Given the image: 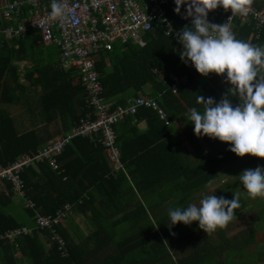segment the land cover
Returning a JSON list of instances; mask_svg holds the SVG:
<instances>
[{
    "label": "trees",
    "instance_id": "16d2710c",
    "mask_svg": "<svg viewBox=\"0 0 264 264\" xmlns=\"http://www.w3.org/2000/svg\"><path fill=\"white\" fill-rule=\"evenodd\" d=\"M251 2L264 8V0ZM175 7L173 0L168 16L180 26L185 9L178 15ZM234 34L238 40L264 47V34L256 38L252 25L239 24ZM144 39V46L116 44L113 51L97 57L105 96L124 104L130 95L146 94L150 88L151 96L167 110L171 126L148 108L124 123L147 120L146 133L122 132L121 122L115 128L122 162L117 171L103 145L89 139L73 140L58 156L57 170L48 163L40 164V171L34 167L24 170L26 197L36 204L35 210L27 209L34 224L35 211L54 215L66 203L87 221L90 229L86 236L76 232L74 237L64 225L58 228L65 250L50 230L38 229L36 224L31 233L14 241L2 237L8 231L29 227L8 213L17 195L12 183L0 178V264H264V237L256 240L257 235H264V197L250 198L239 180L243 171L264 167V158L239 157L228 150L229 144L209 137L204 144L192 137V155L174 127L177 120L191 123L187 116L192 108L203 110L198 96L219 101L230 85L215 73L203 76L185 64L179 56L182 46L166 35L161 21ZM46 49L42 33L33 30L7 40L0 51V167L24 153H37L46 144L37 130L22 134L17 120L5 109L17 104L27 80L43 86L46 104H52L53 109L69 107L76 127L91 111L84 87L80 83L73 86L78 72L61 70L52 61L54 53ZM259 74H264V67ZM175 77L183 80L177 93L172 89ZM231 99L234 104L239 102L237 97ZM225 166L232 176L216 191L204 192ZM214 194L229 200L234 194L239 197L241 207L225 227L206 233L197 222L171 225L170 209L187 207ZM158 200L168 203H152ZM248 214L254 217L247 229L229 237L227 226ZM184 253L185 257L177 259Z\"/></svg>",
    "mask_w": 264,
    "mask_h": 264
},
{
    "label": "built area",
    "instance_id": "2783aa9c",
    "mask_svg": "<svg viewBox=\"0 0 264 264\" xmlns=\"http://www.w3.org/2000/svg\"><path fill=\"white\" fill-rule=\"evenodd\" d=\"M172 1L64 0V16L52 19V0H0V51L7 40L27 36L33 30L41 31L45 44H55L60 49L61 70L78 72L79 81L88 94L87 104L91 110L71 133L56 138L37 153H24L0 167V178L12 183L14 192L25 200L27 209L35 210L36 204L26 197L22 176L24 170L27 167L38 168L43 163H48L57 170L58 156L73 140L89 139L103 145L108 161L114 171H117L122 168V162L115 128L121 122L129 116L137 115L141 109L149 108L171 126L167 110L157 100L149 97L131 98L127 106L113 109V104L105 97V85L97 67V57L102 52L113 51L116 43L129 45L134 42L144 46V36L153 30L158 21L165 25L166 35L181 46L175 33L190 26L191 21L184 18V10L183 24L176 26L172 22L168 16V6ZM231 16V10L225 11L221 7L210 11L208 19L214 24L228 22L233 33L239 24H248L252 25L256 38L264 34V8L251 2L247 15ZM188 66L197 72L190 63ZM182 82V79L175 78L173 92H178ZM71 209L72 206L66 203L54 215H42L35 211L36 227L50 230L52 238L59 242L62 250H65L66 243L58 228L65 224ZM31 232V228H22L8 231L2 237L6 236L13 241Z\"/></svg>",
    "mask_w": 264,
    "mask_h": 264
},
{
    "label": "clouds",
    "instance_id": "9594fccd",
    "mask_svg": "<svg viewBox=\"0 0 264 264\" xmlns=\"http://www.w3.org/2000/svg\"><path fill=\"white\" fill-rule=\"evenodd\" d=\"M174 2V11L179 15L185 9L184 18L191 21L190 26L175 33L182 46L180 59L203 76L215 73L230 85L219 101L198 96L197 102L203 103V110L192 108L187 116L194 133L229 144L228 150L239 157L264 158V74H259L264 67V47L238 40L228 22L214 24L208 19L210 11L221 7L231 10L232 16L247 15L251 0ZM65 12L64 0H52V19L63 17ZM232 97H237L239 102L234 104ZM239 180L250 198L264 197V167L243 171ZM240 207L237 195L229 200L214 194L204 196L199 206L176 207L168 215L171 225L197 222L199 229L211 233L225 227Z\"/></svg>",
    "mask_w": 264,
    "mask_h": 264
},
{
    "label": "crops",
    "instance_id": "0c3cea01",
    "mask_svg": "<svg viewBox=\"0 0 264 264\" xmlns=\"http://www.w3.org/2000/svg\"><path fill=\"white\" fill-rule=\"evenodd\" d=\"M39 32H41V31H39ZM144 42H145V39H144ZM173 42H174V40H173ZM116 44H120V43H116ZM130 44L141 45V44H137L134 42H131ZM45 45L47 48L46 50H48V51L49 50L51 51L52 45L56 46L58 48V46L55 44H45ZM51 58H52V61H54L56 63V65L58 64L60 67L62 54H61V51L59 48L56 49V51L54 52V55L51 56ZM51 58H50V60H51ZM47 61H49L48 56H47ZM23 65L25 66V63ZM175 78H179V77H175ZM186 79L188 80V77H186L185 80ZM31 82L32 81H30V83ZM79 83H80V81L78 78L75 80V83L73 84V86H77ZM172 89H173V87H172ZM70 91H73V90L70 89ZM85 92H86V90H85ZM146 92H147L146 94H141V95L136 96V97L130 95L129 97H127L126 103H124V104H117L116 102H113L110 100L111 103L113 104V109H115L119 106H127L128 100L131 98L149 97V98L157 100L156 98L151 96L150 88H148L146 90ZM86 95H87V100H88L87 92H86ZM74 103H75V106H78L76 98H74ZM24 108H26L27 111ZM5 109H7V111L16 120L18 117L25 118L27 116L28 117L30 116L31 117L30 123H29V121L22 119V122L21 121L17 122V125H18V123H20V125H18V127L20 126L21 128H27L26 129L27 131L29 129L28 132L33 130L30 128H35L34 130H37L38 132H40V134L44 138L46 144L54 142L55 139L60 137V136H63L67 133H71L76 128L75 123H73L75 115L72 113V110H70V108L69 107L67 108L66 106H62V107L54 106V109H53L52 104H49V105L46 104V101L44 98L43 86H41V85L38 86L36 84H28L27 89L25 91L21 92V96L18 99L17 104H13V105H9V106L6 105ZM129 117H134V116H129ZM125 120L123 121L122 132H128L131 135H133L136 133L135 131H139L141 133H146L148 131L149 123L147 120L135 119L132 122H127L126 125H124ZM174 127H175L176 134L178 136H180V140H182V141L184 140V144L186 145V148L189 150V152L192 155L195 152V150H194L195 148L193 146L194 142H193L192 137L195 139V141L197 143L204 144L205 142H207L206 136L198 137L194 133V126L185 120L175 121ZM28 132H25V133H28ZM25 133H22V134H25ZM46 144H44L41 147V149ZM175 144L177 146V142H175ZM118 148H119V146H118ZM106 157H107V154H106ZM39 168L40 167L36 168V170L40 171ZM112 168H113V166H112ZM152 203L166 204L168 202L166 200L165 201L158 200V201H154ZM144 204L148 205L147 202H144ZM8 213L12 217L16 218L23 226H28L29 228L33 229L34 219L30 216V214L26 208L24 199H22L20 197L13 198L12 204L8 208ZM88 214H90V213H88ZM86 222L87 221L84 219L83 216H81V214H78L76 211H72V209H71L69 216H68L67 220L65 221L64 227L66 228V230L71 235L78 232L80 235L86 236V235H88V230L90 229V227L86 225Z\"/></svg>",
    "mask_w": 264,
    "mask_h": 264
},
{
    "label": "rangeland",
    "instance_id": "374dc122",
    "mask_svg": "<svg viewBox=\"0 0 264 264\" xmlns=\"http://www.w3.org/2000/svg\"><path fill=\"white\" fill-rule=\"evenodd\" d=\"M56 49H58L56 46H53L52 45V47H51V51H52V54L56 51ZM50 51V50H49ZM26 84L28 85V84H31L30 83V81L29 80H27L26 81ZM26 111H27V109L26 108H24ZM30 116L28 117H25V118H21V117H18L17 118V122H19V121H21L22 122V119H24V120H27V121H29V123L31 122L30 121ZM18 125H20V123H18ZM30 128V127H29ZM19 129H20V131L22 132V133H25V132H28L29 131V129H28V131L26 130L27 128H21L20 126H19ZM30 129H35V128H30ZM26 130V131H25ZM229 169V167L227 166H225V168H222L221 170H220V177L216 180V181H214L213 183H211V184H209L208 186H207V189L204 191V192H211V191H216V189H218L219 187H221L222 185H223V183L225 182V180H227V179H229L231 176H232V172H231V170H228ZM14 198H18L17 196H14ZM197 206H199V202H197V203H195ZM254 217V215H246V216H244V217H242V218H240V219H238L237 221H234V222H232V223H230V225H228L227 226V230H226V232H227V235L229 236V237H231V236H234V235H236V234H239V233H241L243 230H245V229H247V227H248V225H249V219H251V218H253ZM34 226H35V224H34ZM264 237V235L263 234H260L259 235V237H258V235H257V238H256V240L258 241V238H263ZM12 241V240H11ZM14 241V240H13ZM186 256V254L184 253V254H180V255H178V256H176L177 257V259H179V258H182V257H185Z\"/></svg>",
    "mask_w": 264,
    "mask_h": 264
}]
</instances>
